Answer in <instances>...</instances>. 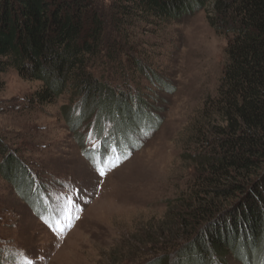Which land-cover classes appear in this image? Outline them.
<instances>
[{
  "label": "rangeland",
  "instance_id": "obj_1",
  "mask_svg": "<svg viewBox=\"0 0 264 264\" xmlns=\"http://www.w3.org/2000/svg\"><path fill=\"white\" fill-rule=\"evenodd\" d=\"M131 32L138 62L171 89L150 80L149 72L134 64L133 73L121 78L116 71L128 66L125 56L121 67L106 62L103 73L111 84L126 81L128 88L142 93L147 109L160 121L155 131L139 138L141 148L126 159L117 151L98 158L101 151L111 154L116 140L110 137L113 144L103 147L91 122L78 129L71 126L67 115L73 106L64 107L68 96L53 105L31 106L29 98L40 82L23 79L14 69L0 72V142L7 156L36 177L39 200L33 205L41 208V214L32 210L28 198H21L6 179V154L0 153L1 261L147 264L165 254L173 264L181 256L178 250L203 231L204 224L183 226L180 220L191 209L186 204L198 175L194 156L207 150L202 110L217 93L227 61V37L210 25L207 10L158 26L143 21ZM143 119L139 114L125 117L117 137L134 140ZM161 226L166 229L161 231ZM249 253L256 262L231 253L225 264H259L258 256L264 264V248ZM187 260L183 258L187 264L194 262L192 257Z\"/></svg>",
  "mask_w": 264,
  "mask_h": 264
},
{
  "label": "trees",
  "instance_id": "obj_2",
  "mask_svg": "<svg viewBox=\"0 0 264 264\" xmlns=\"http://www.w3.org/2000/svg\"><path fill=\"white\" fill-rule=\"evenodd\" d=\"M200 10H207L210 25L227 37V61L215 97L202 110L207 150L194 156L198 175L186 204L191 209L180 220L183 226L204 224V229L178 250L181 256L173 264H187L184 257H192L193 264H225L231 253L256 262L250 249L260 253L264 248V0H0V72L14 69L21 78L40 82L29 98L31 106L53 105L68 96L64 107L73 106L67 115L71 126L91 122L103 147L113 144L110 137L116 140L111 154L101 151L98 158L117 151L126 159L160 121L147 109L142 93L128 88L126 81L111 84L103 73L106 62L121 67L126 58L128 66L116 71L121 78L133 73L134 64L170 90L168 82L134 56L131 31L143 21L158 26ZM132 114L144 119L134 140L123 142L118 127ZM6 150L0 142L6 179L41 214L33 205L39 200L36 177ZM168 259L164 254L147 264H172Z\"/></svg>",
  "mask_w": 264,
  "mask_h": 264
},
{
  "label": "snow or ice",
  "instance_id": "obj_3",
  "mask_svg": "<svg viewBox=\"0 0 264 264\" xmlns=\"http://www.w3.org/2000/svg\"><path fill=\"white\" fill-rule=\"evenodd\" d=\"M100 175H105V172H104L103 170H101V171H100ZM69 203H70V204H73V209H72V210H74V208H75L74 203H73L72 201H69ZM66 218L69 219V221L71 220V210H70L68 213H66ZM77 218H78V217H77ZM61 230H62V229H61ZM30 264H31V262H30Z\"/></svg>",
  "mask_w": 264,
  "mask_h": 264
}]
</instances>
